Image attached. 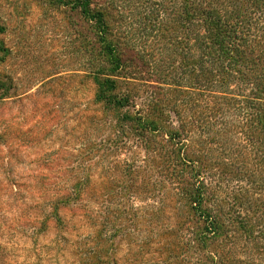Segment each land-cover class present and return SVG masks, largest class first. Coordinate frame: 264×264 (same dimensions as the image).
I'll return each instance as SVG.
<instances>
[{"label": "trees", "instance_id": "16d2710c", "mask_svg": "<svg viewBox=\"0 0 264 264\" xmlns=\"http://www.w3.org/2000/svg\"><path fill=\"white\" fill-rule=\"evenodd\" d=\"M0 264H264V0H0Z\"/></svg>", "mask_w": 264, "mask_h": 264}, {"label": "rangeland", "instance_id": "374dc122", "mask_svg": "<svg viewBox=\"0 0 264 264\" xmlns=\"http://www.w3.org/2000/svg\"><path fill=\"white\" fill-rule=\"evenodd\" d=\"M24 11V7L23 10ZM21 16H24V13L21 14ZM24 22L29 27L28 28V34L26 35V47L23 46L24 52L28 53H35V57H39V61L42 62L45 56H48L52 58L55 62H57V68H60L61 71H65L63 76L68 78L70 77L72 73L69 71L72 70L75 66H77L78 60H69L64 57L63 51H62V44H61V32L59 27V21L61 20V17H53V18H45L42 11L39 10L37 7L32 6V9L26 12ZM22 18V17H21ZM20 16L16 18L18 22H23L21 20ZM10 42L12 41L10 37L8 36ZM15 37L12 36V39ZM15 40V39H14ZM65 41V40H64ZM29 47H32V50L28 49ZM65 61L64 66L60 65L61 62ZM68 72V73H67ZM81 79H79V82ZM68 85L71 84V79L68 78L67 81ZM82 87V86H81ZM68 86H66V90H63L65 92V97H60L59 93L56 92L55 94L48 93L45 94V97L42 101H40L41 105H56L59 103L66 104L68 101L67 97V90ZM83 90L84 87H82ZM59 91V89H58Z\"/></svg>", "mask_w": 264, "mask_h": 264}]
</instances>
